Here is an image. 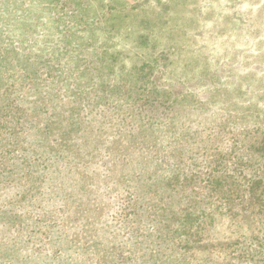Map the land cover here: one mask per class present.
<instances>
[{
    "label": "rangeland",
    "instance_id": "374dc122",
    "mask_svg": "<svg viewBox=\"0 0 264 264\" xmlns=\"http://www.w3.org/2000/svg\"><path fill=\"white\" fill-rule=\"evenodd\" d=\"M0 264H264V0H0Z\"/></svg>",
    "mask_w": 264,
    "mask_h": 264
},
{
    "label": "trees",
    "instance_id": "16d2710c",
    "mask_svg": "<svg viewBox=\"0 0 264 264\" xmlns=\"http://www.w3.org/2000/svg\"><path fill=\"white\" fill-rule=\"evenodd\" d=\"M258 195H261V194H258ZM253 196H254V198H256V197H257V195H255V194H254ZM257 199H259V197H257Z\"/></svg>",
    "mask_w": 264,
    "mask_h": 264
}]
</instances>
